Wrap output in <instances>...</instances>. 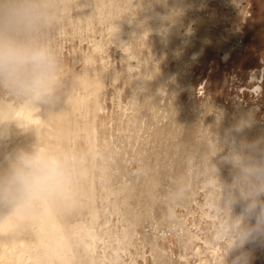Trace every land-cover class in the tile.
Here are the masks:
<instances>
[{
	"label": "rangeland",
	"instance_id": "1",
	"mask_svg": "<svg viewBox=\"0 0 264 264\" xmlns=\"http://www.w3.org/2000/svg\"><path fill=\"white\" fill-rule=\"evenodd\" d=\"M222 1L70 0L55 42L74 103L67 150L85 172L76 204L63 211L74 263L223 264L202 140H227L249 112L254 122L237 139L264 138V0H238L243 12ZM194 8L208 33L194 37L192 56L178 35ZM221 33L233 42L227 56ZM219 161V178L230 182ZM245 247L251 264H264V238Z\"/></svg>",
	"mask_w": 264,
	"mask_h": 264
},
{
	"label": "clouds",
	"instance_id": "2",
	"mask_svg": "<svg viewBox=\"0 0 264 264\" xmlns=\"http://www.w3.org/2000/svg\"><path fill=\"white\" fill-rule=\"evenodd\" d=\"M69 6L70 0H0V95L29 109L51 112L60 108L66 94L55 35ZM7 111V106H0V112ZM253 122L249 112L225 132L227 142L210 132L202 140L203 175L211 176L218 189L215 243L223 250V264L229 255L231 264H251L245 246L264 238V138L253 142L237 139ZM10 123L0 118V142L7 138ZM218 155L219 163L230 166V182L219 178L213 163ZM84 176L75 154L48 150L37 141L3 153L0 225L19 217L35 218L51 204L71 209L80 196ZM238 204L241 210L234 215Z\"/></svg>",
	"mask_w": 264,
	"mask_h": 264
},
{
	"label": "bare ground",
	"instance_id": "3",
	"mask_svg": "<svg viewBox=\"0 0 264 264\" xmlns=\"http://www.w3.org/2000/svg\"><path fill=\"white\" fill-rule=\"evenodd\" d=\"M199 1L194 0L196 3ZM228 1L230 3L227 6L235 11H244L238 0ZM198 11L194 8L192 25L178 35L183 45L182 52L192 56L200 52L194 37L199 35L201 42L208 33L202 22L206 20ZM226 36L221 33L216 37V44L224 56L229 54L228 49L233 44L231 38ZM73 104L67 99L57 110L45 112L17 105L7 95H0V106L9 108L7 112H0V118L12 121L8 125L7 138L0 142V156L15 148H26L36 141L48 150L68 153V145L71 143L69 137L73 132L72 121L69 120ZM60 114L66 115L65 119L60 118ZM94 147L89 145L92 150ZM63 211L64 207L51 204L42 208L35 218L19 217L15 222L4 221L0 225V264H76L73 262L75 250L69 238L70 230L67 231L65 226L67 214Z\"/></svg>",
	"mask_w": 264,
	"mask_h": 264
}]
</instances>
